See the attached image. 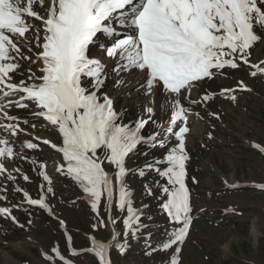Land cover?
Here are the masks:
<instances>
[{
	"label": "snow or ice",
	"instance_id": "1",
	"mask_svg": "<svg viewBox=\"0 0 264 264\" xmlns=\"http://www.w3.org/2000/svg\"><path fill=\"white\" fill-rule=\"evenodd\" d=\"M257 27L264 30V0H0V113L13 121L17 117L7 116L6 109L13 105L30 109L58 132L62 146H52L62 154L63 164L57 171L79 185L97 215L102 197L106 211L113 208V179L108 169H115V208L126 212L124 240L116 232L109 242L90 239L87 251L97 264H111L110 249L115 247L123 255L129 237L137 238L147 227L126 183L128 175L143 177L146 170L166 178L167 186L158 185L166 197L161 207L178 227L161 248L173 249L176 255L170 264H179L180 245L192 223L185 183L189 129L181 126L186 125L188 110L181 97L187 99L185 93L191 94L199 86L196 82L211 79L225 67L236 69L237 59L248 64V50L260 39ZM22 61H28L26 68ZM252 67L257 68L252 76L264 73ZM113 72L117 77L113 87L124 85L127 76L143 95L151 97L153 105L171 107L163 134L174 136L177 143L162 159L144 167L129 169L127 160L140 145L164 147L160 133L143 135L149 121L155 123V109H145L149 120L141 117L125 124L126 117L116 112L106 89ZM16 77L24 78L17 82ZM161 96L165 97L162 104ZM203 99L207 101L208 96ZM0 128L16 135L17 125ZM22 147L31 150L38 145L27 142ZM13 155L9 141L0 138V173L5 171L3 158ZM160 164L166 165L163 170ZM40 175L51 183L43 171ZM256 187L264 190V185ZM147 191L154 195L151 188ZM25 198L30 205L47 208L43 197L30 199L25 194ZM0 214L9 215L10 210L0 207ZM108 222L117 223L111 216ZM98 224L105 226L102 219ZM52 251L60 255L55 248Z\"/></svg>",
	"mask_w": 264,
	"mask_h": 264
},
{
	"label": "rangeland",
	"instance_id": "2",
	"mask_svg": "<svg viewBox=\"0 0 264 264\" xmlns=\"http://www.w3.org/2000/svg\"><path fill=\"white\" fill-rule=\"evenodd\" d=\"M256 34L260 39L248 50V60L257 64L262 62L261 68L264 69V30L257 27ZM22 51L27 54L26 49ZM241 62L237 59L236 69L225 67L211 79L206 78L210 81L199 82L193 91L196 95L188 96L190 94L185 93L188 98H182L189 102L197 99L198 91H212L215 98L248 97L253 102L248 103L251 109L243 106L247 114L242 118L241 122H245L243 126L228 133L229 136L222 129L218 131L221 137L225 136L221 139V146L218 144L200 155L198 152L195 162L186 161L185 183L190 192L192 223L185 242L180 245L181 252L177 256L179 264H264V190L256 187L264 185V156L252 147L255 143L264 146V126L258 133L246 132L254 125L264 124L260 122L264 117V73L257 72L256 76H252L251 73L257 69L246 68ZM21 63L25 68L28 65V61ZM32 67L35 69V65ZM29 74L25 73V76ZM21 78L24 77H16L17 82ZM116 79V73H111L106 89L114 100L116 112L126 117L123 122L129 124L142 116L149 120V113L147 117L145 109L154 107L152 120L158 123V127L150 129L147 134H161L171 107L164 109L143 99L144 95L136 81L127 76L124 85L113 87ZM203 84L205 89L200 87ZM221 88L231 91H223ZM254 96L258 97L255 102ZM160 103H163V99ZM5 111L7 116L17 119L9 121L4 113H0V125H17V132L12 136L9 131L0 128V138L7 139L14 150L12 158H3L5 171L0 173V197H3L0 199V207H10L15 222L0 215V229L8 226L7 232L10 235L6 241L0 234V264H64V261L67 264H97L94 255L87 251L90 239L109 242L113 232H116L118 239L121 242L124 240L123 219L126 212L115 208L118 196L115 169H108L113 179V208L111 212L106 211V201L102 197L97 215L79 185L57 171L63 164L62 154L43 143L48 140L57 147L62 146L58 132L42 117L33 116L30 109L13 105ZM164 113L163 120H157ZM151 123L149 121L147 129ZM195 130L200 135L202 128L194 124ZM27 142L35 143L38 147L31 150L22 147ZM224 144H230L232 148L226 147L223 151L220 148ZM252 148L257 152H251ZM168 150L159 145H140L128 158L127 167H144L162 159ZM165 166L158 165L161 170ZM105 167L107 169V162ZM12 169L15 173H11ZM41 171L49 177L50 184L40 175ZM126 183L133 193L134 207L142 212V223L147 227L137 238L129 237L123 255L115 247L110 249L111 264H170L171 256L176 254L173 249L163 250L161 244L178 226L170 222L161 207L166 197L161 195L158 185L167 186L166 178H161L154 170H146L143 177L138 174L128 175ZM49 188L51 191H48ZM148 188H151L154 195L148 194ZM25 194L30 199L43 197L47 208L23 205L26 202ZM109 216L117 221L115 225L108 222ZM101 219L105 223L104 227L98 224ZM54 248L60 253L59 256L52 251Z\"/></svg>",
	"mask_w": 264,
	"mask_h": 264
},
{
	"label": "crops",
	"instance_id": "3",
	"mask_svg": "<svg viewBox=\"0 0 264 264\" xmlns=\"http://www.w3.org/2000/svg\"><path fill=\"white\" fill-rule=\"evenodd\" d=\"M256 63H252L249 61L248 64H243L244 67L249 68L251 70H255V67H252V65H255ZM231 69V68H229ZM233 70V69H231ZM204 82L210 81L209 79H204ZM202 81V82H203ZM201 82V81H199ZM196 82V83H199ZM200 87L202 89H205V84L200 85ZM221 90H229V89H225V88H221ZM199 92V93H198ZM197 92V99H193L194 101H197L196 103H192L189 100V102L184 98V100H182L183 97H181V104L182 106L187 109L188 111L185 113L186 115V125L181 123V126H186L189 129V132L186 133V139H185V151L186 154L188 156V162H195V160L198 158V156L201 153H207L210 151V148L213 147L215 148L218 144L221 146V139L225 138V136H220V132H218L219 130H223V133L226 132V134L228 135V133H233L234 131L238 130L241 126H243V124H245V122H241L242 118L244 116H247L246 114V110L245 108H243V106H246L247 108L248 103H250L252 100H249L248 97H235V100L233 99H229V98H215L216 96L213 95L212 91H206V92H202L200 93V91ZM196 95V92H192ZM194 94H190L188 96H194ZM204 96H208V100L205 101L203 99ZM147 98V100L149 102H151V97H148L144 95L145 99ZM160 101L163 99H165V97L161 96ZM254 102L256 99H258L257 96L253 97ZM253 102V101H252ZM145 104V103H144ZM223 105V106H221ZM250 108V107H249ZM251 109V108H250ZM228 112V113H224V112ZM170 114L171 111L168 113V116L166 118V122L162 127V132H161V139L163 144H164V149H167L170 147H173L177 141L175 139L174 136L172 137H167L163 134L164 133V129H166L169 126V122H170ZM146 116L148 117V113H146ZM262 116V115H261ZM165 117V113L163 115H161L160 117H158L157 120H163V118ZM142 118L144 120H147V118H144L142 116ZM140 119V118H139ZM260 122L264 123V117L262 120H260ZM259 122V123H260ZM257 123V122H256ZM158 123H151L149 124V127L147 129V127H145L146 129L143 130V135L146 136V134L148 133V131L150 129H153L155 127H158V125H156ZM194 124L200 126L202 128V131L200 133V135H198L197 130L194 131ZM260 123V125H254L252 128H246V132L247 133H258L260 132V129L262 126H264V124ZM147 126V125H146ZM257 128L258 131H257ZM178 130V128H177ZM148 135V134H147ZM189 135V136H188ZM229 136V135H228ZM210 138L215 139V141L211 140ZM219 139V142H218ZM190 140V141H189ZM172 143V145H171ZM255 143V142H254ZM230 144L226 145H222V147L220 149H222L223 151L225 150V148H232L229 146ZM257 150H258V154H260L262 157L264 156V146L258 145L256 144ZM255 149V148H254ZM254 149H251V152L254 151ZM254 151V152H255ZM199 152V155L197 154ZM217 158V157H214ZM264 158V157H263ZM198 175V173H197ZM197 179L200 180V177L197 176ZM0 234L2 236V238L4 240L7 241V239L10 237L9 233L7 232V229L5 228H1L0 229ZM1 238V237H0Z\"/></svg>",
	"mask_w": 264,
	"mask_h": 264
},
{
	"label": "bare ground",
	"instance_id": "4",
	"mask_svg": "<svg viewBox=\"0 0 264 264\" xmlns=\"http://www.w3.org/2000/svg\"><path fill=\"white\" fill-rule=\"evenodd\" d=\"M94 55H95V53H94ZM106 59V58H105ZM191 94H194V93H191ZM143 95V94H142ZM144 98V97H143ZM145 99H147V98H145ZM42 140V139H41ZM50 142V141H49ZM48 145H50V146H52L53 144L50 142ZM53 147V146H52ZM11 173H15L14 172V170L12 169L11 170ZM16 187H17V185H16ZM29 198V197H28ZM26 200V199H25ZM3 208H8L9 210H10V213H11V209H10V207H8V206H5V207H3ZM11 217H12V215H11ZM10 217V218H11Z\"/></svg>",
	"mask_w": 264,
	"mask_h": 264
}]
</instances>
